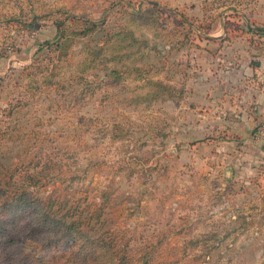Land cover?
<instances>
[{"label": "rangeland", "instance_id": "obj_1", "mask_svg": "<svg viewBox=\"0 0 264 264\" xmlns=\"http://www.w3.org/2000/svg\"><path fill=\"white\" fill-rule=\"evenodd\" d=\"M257 30L264 0H0V186L46 170L132 264H264V128L221 103Z\"/></svg>", "mask_w": 264, "mask_h": 264}, {"label": "trees", "instance_id": "obj_2", "mask_svg": "<svg viewBox=\"0 0 264 264\" xmlns=\"http://www.w3.org/2000/svg\"><path fill=\"white\" fill-rule=\"evenodd\" d=\"M57 27L60 31L63 23ZM255 34L262 36L264 30ZM45 173L42 169L27 177L30 189L39 186ZM30 189L7 191L0 186V264H132L96 224L98 210L44 199Z\"/></svg>", "mask_w": 264, "mask_h": 264}, {"label": "crops", "instance_id": "obj_3", "mask_svg": "<svg viewBox=\"0 0 264 264\" xmlns=\"http://www.w3.org/2000/svg\"><path fill=\"white\" fill-rule=\"evenodd\" d=\"M216 24H214L215 26ZM248 32H250L248 30ZM222 35H219V38L216 39L219 43L222 42L223 39H221ZM264 35L259 36L260 39H249L247 41L245 48L240 53V56L237 57V59H241V63L236 65L237 69L242 66V68H245V72H240L241 80L246 79V75H248V72H251L252 77V86H247L246 88H242L240 90L237 89H231L226 90L222 94L224 96L223 100H221V103H223L225 106H233L235 105L237 108H252L251 116L247 115V118L252 119L253 123L257 122L260 126L264 128ZM215 40V39H214ZM223 43V42H222ZM242 43V41H239L238 44ZM245 54V55H244ZM248 54V56L246 55ZM252 56V57H251ZM245 58H253L254 63L250 60L248 64L242 63L243 61H246ZM242 64V65H241ZM244 81V80H243ZM213 92L217 90H211ZM213 96V95H212ZM249 119V120H250ZM248 120V119H247ZM263 124V125H261ZM260 127V128H262Z\"/></svg>", "mask_w": 264, "mask_h": 264}]
</instances>
